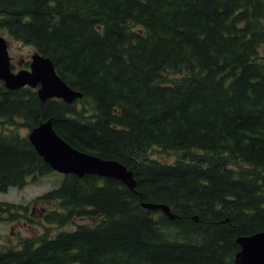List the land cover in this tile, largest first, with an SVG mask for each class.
<instances>
[{"label": "trees", "instance_id": "16d2710c", "mask_svg": "<svg viewBox=\"0 0 264 264\" xmlns=\"http://www.w3.org/2000/svg\"><path fill=\"white\" fill-rule=\"evenodd\" d=\"M0 30L83 93L42 102L0 80V191L54 171L17 129L50 118L137 182L64 175L34 200L62 229L0 247V264H238L237 238L264 230V0H0Z\"/></svg>", "mask_w": 264, "mask_h": 264}, {"label": "water", "instance_id": "95a60500", "mask_svg": "<svg viewBox=\"0 0 264 264\" xmlns=\"http://www.w3.org/2000/svg\"><path fill=\"white\" fill-rule=\"evenodd\" d=\"M0 80L12 90L25 86L37 88L42 102L59 98L72 103L83 96L82 92L73 89L62 79L51 58L39 51L32 54L29 68L14 71L9 54V42L3 35H0ZM28 137L51 168L60 173L76 174L80 177L96 174L120 180L131 190L136 187L137 182L133 172L123 163L74 148L56 132L52 118L30 130ZM142 205L150 210L161 209L172 219L177 218L167 204L143 202ZM237 243L241 248L235 255L236 263L264 264V231L241 235L237 238Z\"/></svg>", "mask_w": 264, "mask_h": 264}, {"label": "rangeland", "instance_id": "374dc122", "mask_svg": "<svg viewBox=\"0 0 264 264\" xmlns=\"http://www.w3.org/2000/svg\"><path fill=\"white\" fill-rule=\"evenodd\" d=\"M0 34L4 35L9 41V54L12 59L13 69L18 71L25 67V63L31 59L34 49L13 39L6 31L0 30ZM17 129L24 135L29 132V129L22 125H18ZM150 154L164 163H172L180 156L177 152L163 151L160 148H154ZM63 179L64 175L62 173L53 171L36 179L30 177L28 184L23 188L12 186L7 191H0V201L23 204L25 207V209L21 210L23 215L14 213V217H12L8 213L0 214V247H17L27 237H39L46 232L54 234L62 229L56 224L48 223L46 220V215L56 205L40 204L34 202V200L38 195L59 187ZM77 222L87 221L77 220ZM71 227L75 228V224L66 228Z\"/></svg>", "mask_w": 264, "mask_h": 264}]
</instances>
